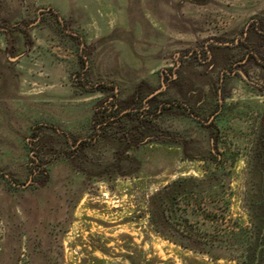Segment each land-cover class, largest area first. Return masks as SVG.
I'll return each instance as SVG.
<instances>
[{
    "label": "rangeland",
    "instance_id": "374dc122",
    "mask_svg": "<svg viewBox=\"0 0 264 264\" xmlns=\"http://www.w3.org/2000/svg\"><path fill=\"white\" fill-rule=\"evenodd\" d=\"M261 200L264 0H0V264H244Z\"/></svg>",
    "mask_w": 264,
    "mask_h": 264
},
{
    "label": "trees",
    "instance_id": "16d2710c",
    "mask_svg": "<svg viewBox=\"0 0 264 264\" xmlns=\"http://www.w3.org/2000/svg\"><path fill=\"white\" fill-rule=\"evenodd\" d=\"M159 194L153 195V197L150 199V220L152 225H156L160 220H162V212L159 211L158 205H157V199ZM257 208L264 207V201H258L257 204H255ZM161 214V215H160ZM261 227L259 229V234L256 236V239L254 240L253 246H255V249H253L252 255L247 256L245 258L246 261H244V264H259L260 260L264 257V216L261 218Z\"/></svg>",
    "mask_w": 264,
    "mask_h": 264
},
{
    "label": "water",
    "instance_id": "95a60500",
    "mask_svg": "<svg viewBox=\"0 0 264 264\" xmlns=\"http://www.w3.org/2000/svg\"><path fill=\"white\" fill-rule=\"evenodd\" d=\"M153 95H154V94H153ZM153 95H151V97H152Z\"/></svg>",
    "mask_w": 264,
    "mask_h": 264
}]
</instances>
